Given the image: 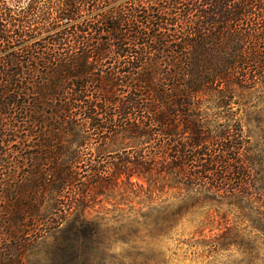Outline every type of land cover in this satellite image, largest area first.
<instances>
[{
    "label": "trees",
    "instance_id": "obj_1",
    "mask_svg": "<svg viewBox=\"0 0 264 264\" xmlns=\"http://www.w3.org/2000/svg\"><path fill=\"white\" fill-rule=\"evenodd\" d=\"M255 102L264 0H0V264H131L112 236H162L202 198L243 212L228 246L264 263ZM126 192L137 209L91 214Z\"/></svg>",
    "mask_w": 264,
    "mask_h": 264
},
{
    "label": "rangeland",
    "instance_id": "obj_2",
    "mask_svg": "<svg viewBox=\"0 0 264 264\" xmlns=\"http://www.w3.org/2000/svg\"><path fill=\"white\" fill-rule=\"evenodd\" d=\"M255 103L256 106L250 107L247 114L244 112V131L249 135L255 153L264 160V137L259 136L255 128L256 114L260 113L263 117L261 110L264 109V104ZM156 195L157 193H154L153 198ZM139 200L140 197H134L132 193L126 192L124 196H117L102 205L96 204L91 214L98 212L107 216L115 215L114 206L125 212L130 207L137 209L140 206ZM172 202H175L174 208L179 205V202ZM182 212L181 221L162 236H155L145 229L141 230L142 234L133 242L121 239V233L112 236L109 241L112 245L109 254L112 253V256L120 259L119 261L131 264H264L256 256L262 253L261 249L253 253L255 258L251 261L253 255L247 250L234 245L228 246V238L224 231L232 229L241 235L243 228L249 224L238 207L229 205L226 201L218 202L202 198L194 205H191V201L186 202ZM210 214H213V222L210 227H205L204 235L192 234L198 222ZM127 229L129 227H125L123 231Z\"/></svg>",
    "mask_w": 264,
    "mask_h": 264
}]
</instances>
